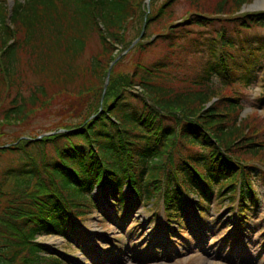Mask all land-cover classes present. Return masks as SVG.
Returning a JSON list of instances; mask_svg holds the SVG:
<instances>
[{"label": "trees", "instance_id": "obj_1", "mask_svg": "<svg viewBox=\"0 0 264 264\" xmlns=\"http://www.w3.org/2000/svg\"><path fill=\"white\" fill-rule=\"evenodd\" d=\"M215 1L167 0L156 12L150 5L146 15L144 0H13L11 7L0 0L1 114L22 118L59 101L70 120L49 129L63 133L7 148L21 153V160L18 169L2 173L0 264H60L35 239L61 236L97 208L94 189L112 202L125 190L141 203L161 198L167 216L178 222L189 196L200 209L213 193L229 203L239 195V213L246 216L259 166L264 168V127L251 131L241 115L249 102L235 87L246 88L261 73L264 79V36L227 34L213 18L228 5L235 14L252 0ZM246 15L238 27L264 28V13ZM131 23L138 35L145 24L142 40L148 29L165 28L156 38L167 52L148 65L139 59L130 73L119 74L114 83L120 92L100 113L102 88L91 81L104 85L118 47L125 51L137 38L127 41ZM213 24L221 30L205 29ZM148 45L140 41L133 50L144 53ZM180 55L184 61L205 58L193 78L179 74ZM261 90L256 105H249L254 110L264 109ZM77 120L85 124L78 128Z\"/></svg>", "mask_w": 264, "mask_h": 264}, {"label": "rangeland", "instance_id": "obj_2", "mask_svg": "<svg viewBox=\"0 0 264 264\" xmlns=\"http://www.w3.org/2000/svg\"><path fill=\"white\" fill-rule=\"evenodd\" d=\"M166 1L150 0L149 8L151 5L152 12H156ZM203 1L217 3L215 0ZM254 1L243 5L238 12L231 15L228 5L224 10L225 14L215 15L213 18L222 22L227 34L232 32L239 38L254 35L264 36V28L251 26L248 29H242L238 27V18L242 19L247 16L246 14L264 13V9H247ZM6 2L9 7L10 3L13 4V0H6ZM185 11L184 9L181 13L178 10V14H183ZM143 26L139 34L141 35L144 30L141 38L145 36L146 27ZM221 28V24H213L205 29L217 31ZM138 29V25L133 23L127 26V41H132L139 36ZM164 29L154 31L153 28H150L147 30L148 36L142 41L149 43L151 38H148L152 36L153 43L148 45L144 53L135 49L123 55L124 48L119 46L115 58L117 56L120 58L112 67H110V63L104 70L106 75L110 69L107 83L102 85V80L99 84L96 80L91 81L96 87L102 88L100 98L102 108L103 105L104 108L107 107L110 99L120 92L114 83L119 74L130 73L133 70L132 64L139 59L148 65L158 61L167 52L165 43L156 38L165 32ZM235 30L240 35L235 34L233 32ZM243 49L246 56L249 49L246 45ZM180 58L183 65L179 69V74H186L187 78L197 75L196 70H200L205 63V58L200 55L192 56L185 61L184 56L180 55ZM261 62L264 67L263 58ZM119 64L120 66H118ZM249 82L251 85L246 88L242 86L235 88L249 102L244 104L241 115L244 119L247 118L251 131L255 132L264 127V123H262L264 122V109L259 107L258 110H254L249 105L255 106L256 98L262 95L261 88L264 86L262 73L260 76L251 77ZM37 83L39 84V81ZM21 92L25 96L27 95L26 90ZM231 93L224 91L223 95L232 96ZM61 111L62 106L59 101H49L41 111L27 113L22 118L2 115V109H0V146L6 147L5 151L0 153V184L4 170L18 169L20 165L21 153L10 151L9 148L17 150L18 147H24L21 143L22 139V141L24 139L39 141L44 137L51 138L56 135V132L59 134L65 132L64 129L49 132V129L58 122H70L67 119V113ZM56 116H60L59 119ZM74 123L79 126L78 128L85 124L81 120ZM18 138L19 140L16 141ZM46 151L47 159L50 160L49 158L53 155L52 143L47 144ZM31 152L39 163L41 156L34 149ZM259 167L261 169L259 168L260 175L256 188L257 202L255 201V205L247 207L246 213L250 216L249 219L240 216L236 220L237 200L230 204L227 199L220 201L212 199L208 207H203L205 216L200 217V211L192 201L195 198L190 196L189 200L183 202V206L180 207L182 220L178 222L175 218L166 217L162 201L159 202L161 198H155L150 204H146L137 202L133 196L124 191L120 200L112 202L106 194L94 189L91 190V195L97 208H92L73 227L67 225L61 236L42 234L35 240L45 248L48 254L58 258L60 264H264V168ZM5 188L6 184L4 183L1 189L6 191ZM211 196L215 197L216 194L213 193ZM130 202L135 207H130V205L127 207ZM11 203L16 204L15 201L9 202L4 209H7ZM130 208L132 210L127 211ZM231 210L234 212L232 213ZM93 229L98 233L92 234ZM229 237H231L230 240ZM54 238L56 239L55 243L51 242V239ZM45 255L46 253H44ZM126 255L129 257L126 258ZM121 258L125 259L124 263L119 262Z\"/></svg>", "mask_w": 264, "mask_h": 264}, {"label": "bare ground", "instance_id": "obj_3", "mask_svg": "<svg viewBox=\"0 0 264 264\" xmlns=\"http://www.w3.org/2000/svg\"><path fill=\"white\" fill-rule=\"evenodd\" d=\"M247 9L248 10H263L264 9V0H255L254 3L251 6H248L247 7ZM91 233L92 234H96V233H98V231L95 230V229H93L91 231ZM55 240H56L55 238L54 239H51V242H54L55 243L56 242ZM124 255H125V253H124ZM127 257H129V256L126 255V258ZM124 261H125L124 258L119 259V262H121V263H124Z\"/></svg>", "mask_w": 264, "mask_h": 264}, {"label": "water", "instance_id": "obj_4", "mask_svg": "<svg viewBox=\"0 0 264 264\" xmlns=\"http://www.w3.org/2000/svg\"><path fill=\"white\" fill-rule=\"evenodd\" d=\"M146 2V4H148L149 3V0H146L145 1ZM10 5H11V3H10ZM147 7H148V5H147ZM142 35H143V32H141V35L138 37V38H136L133 42H132V44H131V46L126 50V51H124L123 52V54L124 53H127L129 50H131L140 40H141V37H142ZM118 58H116L112 63H111V65H110V67H112V65L115 63V61L117 60ZM109 74H110V69H109V71L107 72V74H106V78H105V83H107V80H108V77H109ZM100 111H101V108H100ZM39 140V139H38ZM4 148V147H3Z\"/></svg>", "mask_w": 264, "mask_h": 264}]
</instances>
